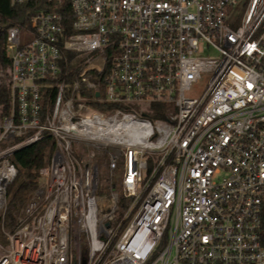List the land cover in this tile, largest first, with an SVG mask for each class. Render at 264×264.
Instances as JSON below:
<instances>
[{
  "label": "built area",
  "instance_id": "built-area-1",
  "mask_svg": "<svg viewBox=\"0 0 264 264\" xmlns=\"http://www.w3.org/2000/svg\"><path fill=\"white\" fill-rule=\"evenodd\" d=\"M5 50L0 144L55 147L0 264H264V0H71Z\"/></svg>",
  "mask_w": 264,
  "mask_h": 264
},
{
  "label": "trees",
  "instance_id": "trees-1",
  "mask_svg": "<svg viewBox=\"0 0 264 264\" xmlns=\"http://www.w3.org/2000/svg\"><path fill=\"white\" fill-rule=\"evenodd\" d=\"M70 1L66 0L64 5L59 8L56 0H26L19 5H13L12 0H0V117L10 116L13 107L11 80L8 74V70L11 68V59L5 50L8 30L14 26H19L22 29L30 28L31 17L41 11L56 9L70 15ZM94 107L103 112L115 108L102 103H94ZM22 140L24 137L17 138L15 143L19 144ZM54 147L53 139L45 137L36 143L23 146L10 156V165L17 170V175L6 188V205L0 214V243L6 239L5 233L14 231L19 225V220L24 217V210L29 200L40 188V171L48 165ZM97 163L108 167L107 154L99 155ZM118 187L120 190V183H118ZM116 189V184H108L105 188H98V194L110 193V190ZM118 203L120 209L124 210L129 206L130 200L121 194Z\"/></svg>",
  "mask_w": 264,
  "mask_h": 264
},
{
  "label": "rangeland",
  "instance_id": "rangeland-1",
  "mask_svg": "<svg viewBox=\"0 0 264 264\" xmlns=\"http://www.w3.org/2000/svg\"><path fill=\"white\" fill-rule=\"evenodd\" d=\"M215 56V54H212ZM8 74H9V78L11 80V68H9L8 70ZM203 87V84L199 85L198 86V89H202ZM145 107H148L145 105ZM15 141L13 139H10V140H7L5 142H2L0 144V170L3 168L5 162L9 163L10 165V162H9V158L11 156V154L20 147V145L17 146V148H14L15 147ZM22 146V145H21ZM13 148V149H12ZM74 152L78 155L79 154V147L77 144H74ZM112 152H116L115 150H112ZM108 154H107V166H102L100 165L99 163V171H100V175H99V181H98V188L102 189V188H105L106 185L108 184H116L117 185V189L116 190H110V193H107V192H103L102 194L99 193L98 194V197H100V202L101 203H109V199L111 197V194H117L118 197H120L121 193H120V190H119V187H118V183L121 182L122 180V161L119 162V165H118V168L114 171L110 170V167H109V162H108ZM11 166V165H10ZM16 170V169H15ZM17 172V170H16ZM17 175V173H16ZM15 178V177H14ZM13 178V179H14ZM12 179V180H13ZM12 180L7 184V186L12 182ZM43 183V179L41 178V183H40V186L42 185ZM6 186V188H7ZM6 188L4 189V192H3V203L0 207V214L2 213V211L4 210V207L6 205ZM2 244L6 245L8 242L6 241V239H3L2 241ZM73 254L74 256H76V252L73 251Z\"/></svg>",
  "mask_w": 264,
  "mask_h": 264
},
{
  "label": "bare ground",
  "instance_id": "bare-ground-1",
  "mask_svg": "<svg viewBox=\"0 0 264 264\" xmlns=\"http://www.w3.org/2000/svg\"><path fill=\"white\" fill-rule=\"evenodd\" d=\"M14 175L13 169L5 162L3 168L0 170V207L3 203V192L5 185L12 179Z\"/></svg>",
  "mask_w": 264,
  "mask_h": 264
},
{
  "label": "water",
  "instance_id": "water-1",
  "mask_svg": "<svg viewBox=\"0 0 264 264\" xmlns=\"http://www.w3.org/2000/svg\"><path fill=\"white\" fill-rule=\"evenodd\" d=\"M97 96H99V94H97ZM20 148H22V147H19V148L16 149L15 151L19 150ZM15 151H14V152H15ZM16 173H17V172H16V170H15V171H14V177L16 176ZM9 182H10V181H9ZM9 182H8V183H9ZM8 183H7V184H8ZM7 184L5 185V188H6ZM5 188H4V189H5ZM83 264H85V262H84Z\"/></svg>",
  "mask_w": 264,
  "mask_h": 264
}]
</instances>
